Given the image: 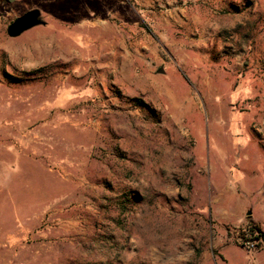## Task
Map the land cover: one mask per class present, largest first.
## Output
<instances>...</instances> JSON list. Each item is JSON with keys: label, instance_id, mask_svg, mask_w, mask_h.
Here are the masks:
<instances>
[{"label": "rangeland", "instance_id": "obj_1", "mask_svg": "<svg viewBox=\"0 0 264 264\" xmlns=\"http://www.w3.org/2000/svg\"><path fill=\"white\" fill-rule=\"evenodd\" d=\"M255 230L264 0H0V264H264Z\"/></svg>", "mask_w": 264, "mask_h": 264}, {"label": "water", "instance_id": "obj_2", "mask_svg": "<svg viewBox=\"0 0 264 264\" xmlns=\"http://www.w3.org/2000/svg\"><path fill=\"white\" fill-rule=\"evenodd\" d=\"M9 3H13L18 0H6ZM44 24L41 19V13L38 9H32L25 12L23 15L17 17L13 22L9 24L6 29L7 36L10 38H16L25 31Z\"/></svg>", "mask_w": 264, "mask_h": 264}, {"label": "trees", "instance_id": "obj_3", "mask_svg": "<svg viewBox=\"0 0 264 264\" xmlns=\"http://www.w3.org/2000/svg\"><path fill=\"white\" fill-rule=\"evenodd\" d=\"M255 231H257V230H255ZM257 233H258V237L260 239H262V241L264 242V234H261V232L259 230L257 231Z\"/></svg>", "mask_w": 264, "mask_h": 264}]
</instances>
